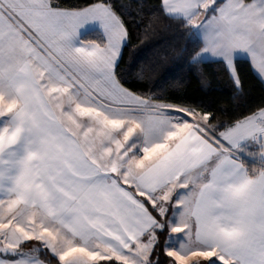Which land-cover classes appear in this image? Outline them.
I'll return each instance as SVG.
<instances>
[{
	"label": "snow or ice",
	"instance_id": "6c2138e0",
	"mask_svg": "<svg viewBox=\"0 0 264 264\" xmlns=\"http://www.w3.org/2000/svg\"><path fill=\"white\" fill-rule=\"evenodd\" d=\"M157 11L193 66L213 58L239 91L245 55L264 79V0ZM129 39L110 0H0V264H264V105L223 123L135 91Z\"/></svg>",
	"mask_w": 264,
	"mask_h": 264
},
{
	"label": "trees",
	"instance_id": "16d2710c",
	"mask_svg": "<svg viewBox=\"0 0 264 264\" xmlns=\"http://www.w3.org/2000/svg\"><path fill=\"white\" fill-rule=\"evenodd\" d=\"M57 2L65 8L76 9L94 0ZM110 2L130 32L119 62L125 86L144 94L201 106L223 123L248 115L264 105V83L247 59L238 58L242 81L239 91L223 64L215 60H201L196 66L190 63L188 52L195 45L189 40L187 30L177 29L174 21L157 18L159 0ZM98 32L91 30L84 35L95 38ZM244 158L252 163L250 158Z\"/></svg>",
	"mask_w": 264,
	"mask_h": 264
},
{
	"label": "crops",
	"instance_id": "0c3cea01",
	"mask_svg": "<svg viewBox=\"0 0 264 264\" xmlns=\"http://www.w3.org/2000/svg\"><path fill=\"white\" fill-rule=\"evenodd\" d=\"M90 30H97V31H99V28H98V26H89V27L87 28V30L84 31V33L87 32V31H90ZM238 58H245V59H247V60L249 61L250 65H251L250 59H249L247 56H245V55H241V56H239ZM201 60H214V59L211 58V57H205V58H202ZM251 67H252V66H251ZM252 69H253L254 73H255V74L261 79V81L264 83V79H262V78L260 77V75L258 74V72H257L253 67H252Z\"/></svg>",
	"mask_w": 264,
	"mask_h": 264
},
{
	"label": "rangeland",
	"instance_id": "374dc122",
	"mask_svg": "<svg viewBox=\"0 0 264 264\" xmlns=\"http://www.w3.org/2000/svg\"><path fill=\"white\" fill-rule=\"evenodd\" d=\"M91 31V30H90Z\"/></svg>",
	"mask_w": 264,
	"mask_h": 264
}]
</instances>
